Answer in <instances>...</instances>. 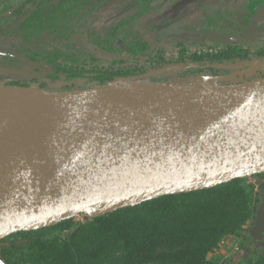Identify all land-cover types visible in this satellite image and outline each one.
Listing matches in <instances>:
<instances>
[{
	"label": "water",
	"instance_id": "water-1",
	"mask_svg": "<svg viewBox=\"0 0 264 264\" xmlns=\"http://www.w3.org/2000/svg\"><path fill=\"white\" fill-rule=\"evenodd\" d=\"M258 70L234 81L0 87V239L264 174V59L248 71Z\"/></svg>",
	"mask_w": 264,
	"mask_h": 264
},
{
	"label": "flooded vegetation",
	"instance_id": "flooded-vegetation-1",
	"mask_svg": "<svg viewBox=\"0 0 264 264\" xmlns=\"http://www.w3.org/2000/svg\"><path fill=\"white\" fill-rule=\"evenodd\" d=\"M150 15L153 18L148 26L153 31L176 23L177 37L171 54L165 55L161 48L150 50L144 40L120 36L135 20ZM3 27H9L12 34L36 40L46 33L50 41L42 39L40 51L0 46V83L29 80L37 84L48 80L51 69L62 60L61 53L71 54L69 62L74 70L96 66L99 70L118 67L131 72L129 77H115L114 84L143 78L144 73L136 70L139 66L147 71L178 62L192 65L200 56L221 57L220 64H215L221 69L180 70L174 77L182 81L201 75L247 80L260 76L256 72L249 77L247 70L264 59V0H0V31ZM139 51L143 54H137ZM233 51H237L234 58L224 57ZM200 63L206 64L208 59ZM228 65L235 67L224 69ZM18 72L24 75L17 74L18 77ZM163 77L158 75L148 81L160 82ZM65 78L59 76L56 83ZM258 181L263 220L257 227L254 223L249 227L250 239L245 247L248 255L264 247V177Z\"/></svg>",
	"mask_w": 264,
	"mask_h": 264
},
{
	"label": "trees",
	"instance_id": "trees-1",
	"mask_svg": "<svg viewBox=\"0 0 264 264\" xmlns=\"http://www.w3.org/2000/svg\"><path fill=\"white\" fill-rule=\"evenodd\" d=\"M226 53L224 57L232 59L237 51ZM59 58L62 60L51 69L48 80H39L37 84L29 80L5 81L0 87L45 90L61 84L57 90L71 91L103 87L115 77L131 75L129 70L118 67L112 71L99 70L96 66L74 70L69 62L73 58L71 54L61 53ZM203 59H208V63L201 64ZM220 59L200 56L195 57L197 62L192 66L179 62L169 66L179 65L182 70L192 72L215 71L221 69L220 65L215 66ZM166 67L149 70L155 73ZM136 70L144 73L143 76L149 71H144L142 66ZM257 72L262 76L261 71ZM247 73L251 77L248 70ZM59 76L66 78L56 83ZM252 177L263 178L264 174ZM248 179L235 178L212 188L163 195L99 217L82 215V222L70 218L47 228L15 232L0 239V258L4 264H264V247L252 256L245 252L240 263L220 262L210 256L223 238H240V245L249 240L248 230L255 218L259 190ZM64 231L70 232L60 237ZM8 241L12 242L11 246L5 245Z\"/></svg>",
	"mask_w": 264,
	"mask_h": 264
},
{
	"label": "rangeland",
	"instance_id": "rangeland-1",
	"mask_svg": "<svg viewBox=\"0 0 264 264\" xmlns=\"http://www.w3.org/2000/svg\"><path fill=\"white\" fill-rule=\"evenodd\" d=\"M152 18H153V15H150V16H147L145 18L135 20L134 24H132L127 29L125 28L126 31H124L122 34H120V36L122 38H124L125 40H127L128 38H131V36L134 37V40L135 39L144 40L145 42H147L149 44L150 50L161 48V49H163V53L165 55H169L173 51V47H174L173 42L176 40V37H177V34H176L177 25L175 23V24H171L169 26H166L165 28H163L160 31H157V30L153 31L148 26L149 25L148 21L151 20ZM154 23H156V21H154ZM41 37H42L41 39L36 40V38L30 37L28 35L12 34V32H10L9 27H3L2 30L0 31V46L1 47H20V48H26V49H30V50L36 49V50L40 51L41 49L39 46L43 45L41 40L43 39L44 42L50 41L49 34L45 33V35H43ZM58 41H59V39H58ZM231 69H234V67H232ZM3 71L9 73V75H13V74H11L10 70H3ZM175 72L176 71L171 70V71L160 72V73H147V74H145V76L143 78H140V79L136 78L133 81L128 82L126 84H139V83L177 84V83H187V82L194 81V80L202 83L205 80V78H210V77H205V76L201 75V76L192 77L190 79L182 81L179 78L174 77ZM17 74L19 76H22V75H24V72L15 73V75H17ZM158 75L164 76L163 80H161L160 82L159 81H153V82L148 81L149 78H154ZM233 79H235V78H233V77L229 78L230 81H234ZM237 80H239V79H237ZM222 81L224 82V80H222ZM59 88H61V84L50 86V88L45 89V90L59 91V90H57ZM247 178H249L248 182L253 183L255 185V187L257 188L258 182H259L258 178H256V177H247ZM259 202H260V198H259L258 203ZM258 203H257L256 209H255V218H254V220L252 219L253 222L250 224L249 227H251V225L253 223L255 224V222L257 221V212L258 211L260 212L263 209V208H261V206L259 207ZM71 219H73L74 222H82L84 220V217L82 215H75ZM69 232L70 231H64L62 234H60V237L67 236L69 234ZM249 239H250V237H249ZM221 241L217 243L215 249L213 250V252L210 256L216 257L217 259H219L220 262H223L226 260H231L232 263H240L239 261H242V257L245 254L246 243H245V245H242V244L240 245V238L238 239V238H235L233 236L223 238V239H221ZM246 242L248 243V240ZM10 244L12 245L11 241H8L5 243V245H7V246H9ZM18 247L19 246L16 245V250ZM250 256H252V255H250Z\"/></svg>",
	"mask_w": 264,
	"mask_h": 264
},
{
	"label": "bare ground",
	"instance_id": "bare-ground-1",
	"mask_svg": "<svg viewBox=\"0 0 264 264\" xmlns=\"http://www.w3.org/2000/svg\"><path fill=\"white\" fill-rule=\"evenodd\" d=\"M10 100V99H9Z\"/></svg>",
	"mask_w": 264,
	"mask_h": 264
},
{
	"label": "built area",
	"instance_id": "built-area-1",
	"mask_svg": "<svg viewBox=\"0 0 264 264\" xmlns=\"http://www.w3.org/2000/svg\"><path fill=\"white\" fill-rule=\"evenodd\" d=\"M222 242V241H221Z\"/></svg>",
	"mask_w": 264,
	"mask_h": 264
}]
</instances>
